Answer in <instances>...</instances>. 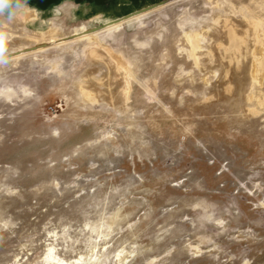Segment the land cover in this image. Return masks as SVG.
<instances>
[{"label": "rangeland", "instance_id": "374dc122", "mask_svg": "<svg viewBox=\"0 0 264 264\" xmlns=\"http://www.w3.org/2000/svg\"><path fill=\"white\" fill-rule=\"evenodd\" d=\"M0 68V264H264V0H67Z\"/></svg>", "mask_w": 264, "mask_h": 264}, {"label": "clouds", "instance_id": "9594fccd", "mask_svg": "<svg viewBox=\"0 0 264 264\" xmlns=\"http://www.w3.org/2000/svg\"><path fill=\"white\" fill-rule=\"evenodd\" d=\"M30 10L28 0H0V68L7 67L14 55L10 30L19 15Z\"/></svg>", "mask_w": 264, "mask_h": 264}, {"label": "crops", "instance_id": "0c3cea01", "mask_svg": "<svg viewBox=\"0 0 264 264\" xmlns=\"http://www.w3.org/2000/svg\"><path fill=\"white\" fill-rule=\"evenodd\" d=\"M67 0H28L29 6H33L38 10L40 16H49L54 14L57 8H60ZM83 1V0H73ZM91 1V0H88Z\"/></svg>", "mask_w": 264, "mask_h": 264}, {"label": "bare ground", "instance_id": "6f19581e", "mask_svg": "<svg viewBox=\"0 0 264 264\" xmlns=\"http://www.w3.org/2000/svg\"><path fill=\"white\" fill-rule=\"evenodd\" d=\"M52 247L48 249V252L45 255V260L51 261L52 264H73L74 262L67 261L64 259L59 258L54 252Z\"/></svg>", "mask_w": 264, "mask_h": 264}]
</instances>
